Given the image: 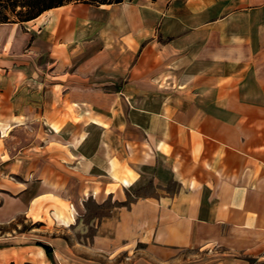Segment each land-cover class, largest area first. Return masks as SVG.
<instances>
[{"label": "crops", "instance_id": "crops-1", "mask_svg": "<svg viewBox=\"0 0 264 264\" xmlns=\"http://www.w3.org/2000/svg\"><path fill=\"white\" fill-rule=\"evenodd\" d=\"M90 202L116 205L81 223ZM123 250L264 264V0L0 23V264Z\"/></svg>", "mask_w": 264, "mask_h": 264}, {"label": "trees", "instance_id": "trees-1", "mask_svg": "<svg viewBox=\"0 0 264 264\" xmlns=\"http://www.w3.org/2000/svg\"><path fill=\"white\" fill-rule=\"evenodd\" d=\"M124 0H0L1 12L0 23L25 22L39 17L42 13L52 8L60 7L69 3L85 2L90 4H113ZM16 20H10V15Z\"/></svg>", "mask_w": 264, "mask_h": 264}, {"label": "rangeland", "instance_id": "rangeland-1", "mask_svg": "<svg viewBox=\"0 0 264 264\" xmlns=\"http://www.w3.org/2000/svg\"><path fill=\"white\" fill-rule=\"evenodd\" d=\"M3 11H4L3 9H0V13ZM10 20H16V17L11 14ZM115 205L116 204L113 202H108V204L106 205H97L93 202L88 203V212L86 213L83 220H81V223L96 225L99 219H101L102 215L104 213H107L109 209L113 208ZM69 236H71V238L75 236V239H81V240L84 238V236L81 233H77L74 235L71 232H69ZM80 252H82V250H80ZM101 254L102 255L98 254L99 256H97V259H96L97 261L95 262V264H104L103 261L107 260V257H105L103 253ZM136 256L137 255L131 253L130 251H126V250L118 251L112 255V260L110 262H107V264H135ZM214 256L215 254H212L213 258ZM65 262L66 264H87L86 258L85 259L80 258V261H79L77 258L73 259L70 257V258H66ZM210 262L211 261H208V263L206 264H211ZM159 264H169V263L160 262Z\"/></svg>", "mask_w": 264, "mask_h": 264}]
</instances>
